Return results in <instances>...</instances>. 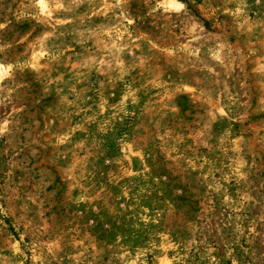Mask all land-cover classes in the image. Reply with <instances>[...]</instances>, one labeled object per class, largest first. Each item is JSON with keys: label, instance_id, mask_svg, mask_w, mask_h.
I'll use <instances>...</instances> for the list:
<instances>
[{"label": "rangeland", "instance_id": "374dc122", "mask_svg": "<svg viewBox=\"0 0 264 264\" xmlns=\"http://www.w3.org/2000/svg\"><path fill=\"white\" fill-rule=\"evenodd\" d=\"M0 264H264V0H0Z\"/></svg>", "mask_w": 264, "mask_h": 264}]
</instances>
